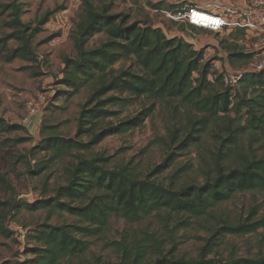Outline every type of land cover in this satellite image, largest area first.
<instances>
[{
    "label": "trees",
    "instance_id": "1",
    "mask_svg": "<svg viewBox=\"0 0 264 264\" xmlns=\"http://www.w3.org/2000/svg\"><path fill=\"white\" fill-rule=\"evenodd\" d=\"M84 4L73 35L76 56L63 58L64 78L60 81L67 97L88 91L76 118L75 135L64 134L59 125L43 124L42 140L30 155L44 157L34 167L25 157L28 175L44 181L42 197L34 203L0 201V235L6 239L13 237L7 222L23 211L44 209L50 218L56 213H67L78 221L37 224L25 236L23 255L27 258L7 264H264L263 253L238 256L234 245L227 258L211 257L228 238H244L264 229V217L231 221L215 212L238 194L264 193V72L244 73L240 91L234 94L224 86L212 61L206 60L204 48H197L186 37L207 30L184 24L181 30L186 36L170 37L165 29L149 21L130 22L128 14L112 13L111 5L97 8L88 0ZM149 6L159 13L181 11L180 4L158 2ZM23 14L24 5L19 0L0 4V22L10 31L0 39V55L10 41L18 44L7 63L15 59L38 61L34 36L54 13L45 14L39 27L32 30L23 22ZM96 35H103L104 41L90 47ZM244 37L245 29H236L220 42L227 61L237 70L246 68L253 59V54L239 43ZM124 62L131 64L128 68H116ZM139 101L152 102L151 108L136 117L119 120L124 110ZM162 102H179L192 113L185 131L177 127L168 130L170 142H164L173 149L187 151L213 126L222 125L228 132L225 141L232 146L224 150L225 145L221 144L202 185L179 187L178 173L165 185L154 178L156 172H163L162 166L141 178L130 164L111 168L110 158L94 154V149L107 137L126 134L143 125ZM113 119L118 122L113 123ZM20 130L26 129L0 118V134ZM246 133L252 137V143L260 145L262 154L243 155L238 167L227 164L232 160L233 148L239 147ZM10 142L8 139L3 144ZM173 155L170 154V160ZM57 166L61 167L64 184L50 189ZM0 184L11 187L2 174ZM114 216L132 227L158 217L163 231L160 234L147 228H132L119 241L108 244L117 254L116 262H89L86 254L91 244L103 240ZM196 225L206 234L197 255L180 254L184 238L180 232L184 234Z\"/></svg>",
    "mask_w": 264,
    "mask_h": 264
},
{
    "label": "rangeland",
    "instance_id": "2",
    "mask_svg": "<svg viewBox=\"0 0 264 264\" xmlns=\"http://www.w3.org/2000/svg\"><path fill=\"white\" fill-rule=\"evenodd\" d=\"M14 0H0V4L11 3ZM95 7H112V13H126L130 16V22L149 21L156 27H162L166 31L175 34L182 32V23H175L168 20L163 13L153 10L149 5L158 2L167 4H180V8L185 5L198 6L216 12H223L230 3V0H88ZM24 5L22 20L30 29L39 27L42 17L47 13H54L45 26H41L40 32L34 36L33 45L37 54V62H26L15 59L7 63L6 59L10 53L18 47L15 41H10L7 48L0 55V118L9 124L21 125L26 130L13 133L0 134V174L4 175L11 187L0 184V201H22L27 200L34 203L41 199L43 192V179H32L28 175L29 164L25 157L30 160V166L34 167L38 160L44 155L37 157L30 155L31 150L42 140V126L59 125L60 130L73 137L76 131V118L80 107L86 101L88 91L82 94L67 97L64 93L65 87L60 84L64 78V57L76 56L73 42V35L77 23L80 21L84 0H19ZM231 3H234L232 0ZM0 22V39L10 33L3 28ZM168 33V32H167ZM250 43L261 40L260 33L252 32ZM195 35L194 39L202 41L206 60L212 61L214 71L218 74L235 72L227 61L226 52L222 50L220 42L229 37L230 32L214 33L202 31ZM172 36L171 34L169 35ZM241 38V42L247 41V37ZM243 39V40H242ZM104 41L103 35H96L90 42V47H95ZM246 51L248 49L244 47ZM130 62L118 64L116 68H128ZM244 69V68H242ZM39 96L46 98L45 104L40 111L31 116L28 104L38 99ZM152 102H137L133 106L124 110L119 120L126 117H136L138 114L151 108ZM121 110V109H118ZM192 116L191 110L182 106L179 102H162L156 106L154 112L149 116L143 125L126 134L109 136L104 139L95 149L94 154L111 159V168L120 164H130L135 168L141 178L152 174L157 168L162 166L161 173L156 172L154 177L159 182L169 185L170 179L177 174L181 181L179 187L189 184H200L205 182V173L212 167L214 154L218 148L223 146L231 147L228 141V132L222 125L212 131L205 133L202 138L191 145L185 152L173 149L169 144L168 130L174 127L185 131V125ZM30 117V118H29ZM29 118V119H28ZM29 120L31 124H28ZM117 123V119L111 120ZM243 122H238V125ZM10 139L12 143L3 144ZM16 140L15 142H13ZM23 140L22 142H19ZM165 141V142H164ZM176 146V145H175ZM260 145L253 142L249 133L243 135L238 148H233L232 160L227 164L234 167L241 165V157L256 153L261 155ZM222 148V149H223ZM173 157L170 160V154ZM180 155V156H177ZM225 163V164H226ZM61 167L54 169V177L50 181V189L58 183L64 184L61 179ZM216 214L233 221L246 222L250 216L260 219L264 217V193H242L236 195L229 203L215 209ZM78 220L67 213H56L50 218L44 209L34 212L23 211L16 219H9L7 225L14 232L12 238L6 239L0 235V264L16 263L26 259L23 255L25 236L37 224L49 223L51 225H62L76 223ZM143 230L144 228L162 233L161 224L157 218L145 219L141 223L130 226L124 219L114 216L110 220V225L103 240L94 241L86 254L89 262L96 259L106 261H117V254L108 246L109 243L119 241L126 232ZM180 235H184L183 245L180 247V254L189 256L197 255V248L202 244V238H206L204 231L197 225ZM234 250L238 256H255L264 254V229L257 234L244 238H228L223 246L215 251L211 257L227 258Z\"/></svg>",
    "mask_w": 264,
    "mask_h": 264
},
{
    "label": "built area",
    "instance_id": "3",
    "mask_svg": "<svg viewBox=\"0 0 264 264\" xmlns=\"http://www.w3.org/2000/svg\"><path fill=\"white\" fill-rule=\"evenodd\" d=\"M163 14L173 22L188 24L214 33L245 29L246 37L249 31H256L261 34V40L255 43L241 42L248 49L247 52L253 54V59L248 66L235 72L222 73V82L232 93L236 94L240 91V83L244 73L264 72V0H247L244 9L230 2L223 12L194 6L176 13L163 12ZM45 102L46 98L39 96L37 100L28 104L32 117L40 111ZM28 119L25 122L29 121ZM28 124L31 122L29 121Z\"/></svg>",
    "mask_w": 264,
    "mask_h": 264
},
{
    "label": "crops",
    "instance_id": "4",
    "mask_svg": "<svg viewBox=\"0 0 264 264\" xmlns=\"http://www.w3.org/2000/svg\"><path fill=\"white\" fill-rule=\"evenodd\" d=\"M229 2H232V0H230ZM234 3L235 4H237L241 9H244L245 7H246V5H247V0H234ZM196 6V5H195ZM190 7H194L193 5L191 6H188V5H185V6H183L182 8H181V10H187V9H189ZM206 10H208V9H206ZM168 32V35H172L171 37H174V36H186V34H184V32H180V31H176L175 32V34H173L172 32H170V31H167ZM202 32V30H199V31H197V32H195V33H198V34H200ZM206 32V31H205ZM252 32H254V31H249L248 32V35H247V41H246V43L248 42V40L249 39H251V36H252ZM190 34H192V33H190ZM187 37V39L189 40V41H191V43H193V44H195L196 46H197V44L198 45H202V41H200V40H197V39H194V37H195V35L193 36V35H187L186 36ZM248 44V43H247ZM246 46V45H245ZM197 48H202V47H197Z\"/></svg>",
    "mask_w": 264,
    "mask_h": 264
}]
</instances>
